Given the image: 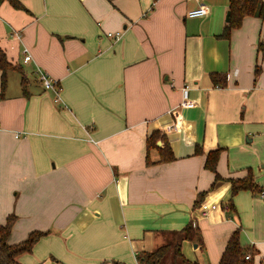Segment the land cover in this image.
Instances as JSON below:
<instances>
[{"label":"crops","instance_id":"1","mask_svg":"<svg viewBox=\"0 0 264 264\" xmlns=\"http://www.w3.org/2000/svg\"><path fill=\"white\" fill-rule=\"evenodd\" d=\"M20 1L26 10L0 3V48L19 68L0 86V222L15 215L12 244L45 232L20 261L143 264L167 245L155 264H218L238 230L264 264V200L232 195L229 181L251 168L264 188V20L248 15L222 38L228 0ZM201 4L204 16H187ZM37 67L59 80L61 102ZM156 130L174 159L151 148L146 163ZM218 147L214 180L204 161ZM202 202L218 207L202 215ZM189 222L198 239L184 237Z\"/></svg>","mask_w":264,"mask_h":264},{"label":"trees","instance_id":"2","mask_svg":"<svg viewBox=\"0 0 264 264\" xmlns=\"http://www.w3.org/2000/svg\"><path fill=\"white\" fill-rule=\"evenodd\" d=\"M4 0H0V3ZM16 9H24L26 7L21 3L20 0H6ZM229 20L223 27L222 32L218 37L228 38L230 32L233 28L239 27L244 17L248 15H254L262 18L264 20V7L261 0H228ZM16 70L19 68L17 65L11 64L9 62L5 52L0 48V71H1V93L6 85V76L8 70ZM210 78L214 86L224 87L227 85V76L225 73L221 72H211ZM179 116L174 114V120L179 122ZM160 140L162 142L161 146L156 145V141ZM196 151H200L199 145H196ZM151 148H156L159 153L160 162H168L174 159V154L170 147L169 142L166 140L165 135L162 131H153L146 138V163H151L149 157V151ZM221 148L209 150L206 154L204 167L214 173V180L220 178L216 170V165L220 156ZM231 194L234 195L241 189H248L253 192H259L258 186L254 180V175L251 168L247 169L246 174L243 177L229 178ZM16 220L15 215H9L5 222H0V264H24L20 261L19 257L23 253H30L40 239V237L45 233L42 231H31L27 237L17 243H9L8 237L11 233L12 227ZM185 238L198 239L199 235L197 228L188 223L183 229ZM239 231L235 230L229 237L225 249L220 257L218 264H253L252 259L245 258L248 248L241 246L239 237ZM168 251V246H161L151 252H143L138 256V259L143 262V264H155L157 263ZM178 246L175 247V253H178Z\"/></svg>","mask_w":264,"mask_h":264},{"label":"built area","instance_id":"3","mask_svg":"<svg viewBox=\"0 0 264 264\" xmlns=\"http://www.w3.org/2000/svg\"><path fill=\"white\" fill-rule=\"evenodd\" d=\"M154 4V2H153ZM152 4V5H153ZM207 13V8L205 5L201 4L199 5L198 7L196 8H193V9H190L188 10L187 12V16L188 17H201V16H204L205 14ZM108 35H113L115 38H119L121 33L120 32H116L115 34L111 33V32H108ZM22 54H23V61L24 62H28L32 57L30 55V53L28 52L27 49H23L22 51ZM36 74H37V78L39 79V81L41 82L42 86L44 87V89L46 90H50L53 92L54 94V101L55 102H61V98H60V90H61V85H60V82L57 78H54L52 77L49 73H47L45 70L37 67L36 68ZM187 86H185L184 89H186ZM182 104L184 106H191L193 105V103L190 101V100H184L182 102ZM20 133L19 132H16L15 133V136H19ZM258 196L264 200V188H262L259 193H258ZM218 207V204H215V203H212V204H208V203H205V202H202L200 204V210H201V213L202 215H205L207 214V212L209 210H213V209H216ZM226 207V206H225ZM250 255L249 254H246L245 255V258H249Z\"/></svg>","mask_w":264,"mask_h":264},{"label":"water","instance_id":"4","mask_svg":"<svg viewBox=\"0 0 264 264\" xmlns=\"http://www.w3.org/2000/svg\"><path fill=\"white\" fill-rule=\"evenodd\" d=\"M229 13H230V11L228 10L227 13H226V21L229 20Z\"/></svg>","mask_w":264,"mask_h":264},{"label":"rangeland","instance_id":"5","mask_svg":"<svg viewBox=\"0 0 264 264\" xmlns=\"http://www.w3.org/2000/svg\"><path fill=\"white\" fill-rule=\"evenodd\" d=\"M264 164V162H262ZM256 171H258V168H256ZM262 172V170H261ZM253 175L255 176L254 172H253ZM261 181H264V178L261 179Z\"/></svg>","mask_w":264,"mask_h":264}]
</instances>
